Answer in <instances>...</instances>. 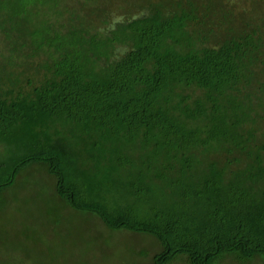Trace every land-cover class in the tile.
<instances>
[{
    "label": "trees",
    "instance_id": "trees-1",
    "mask_svg": "<svg viewBox=\"0 0 264 264\" xmlns=\"http://www.w3.org/2000/svg\"><path fill=\"white\" fill-rule=\"evenodd\" d=\"M25 178L92 243L32 264H264V0H0V211Z\"/></svg>",
    "mask_w": 264,
    "mask_h": 264
},
{
    "label": "rangeland",
    "instance_id": "rangeland-1",
    "mask_svg": "<svg viewBox=\"0 0 264 264\" xmlns=\"http://www.w3.org/2000/svg\"><path fill=\"white\" fill-rule=\"evenodd\" d=\"M115 13L120 14L119 12ZM34 186L41 187L40 181L35 182L25 178L6 195V203L0 211V222H3L0 227V264H14L13 262L16 260L21 261V264H32L28 257L46 256L49 251V241L53 243V248H65L70 259L72 255L70 247H77L76 254L79 256L82 255V250L85 251L82 249L83 247L92 245L91 242L85 241L86 237L80 238L84 240L78 239L79 241L67 239L66 233L71 225L66 221L59 228L61 236L50 229L51 223L56 218L49 209V203L51 205L53 203L48 194L40 198L34 196L36 192L32 195ZM28 204L31 206H27ZM59 213L62 214L64 211L59 209ZM82 223L75 221L74 228L71 229L74 231L80 228L82 233L93 230ZM52 231L55 239L52 238Z\"/></svg>",
    "mask_w": 264,
    "mask_h": 264
}]
</instances>
